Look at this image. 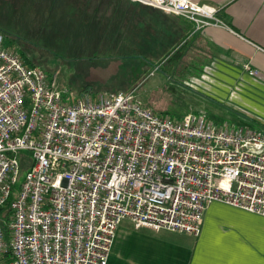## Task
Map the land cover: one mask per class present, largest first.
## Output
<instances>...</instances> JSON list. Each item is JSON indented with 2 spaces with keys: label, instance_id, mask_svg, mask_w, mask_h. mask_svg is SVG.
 <instances>
[{
  "label": "built area",
  "instance_id": "built-area-1",
  "mask_svg": "<svg viewBox=\"0 0 264 264\" xmlns=\"http://www.w3.org/2000/svg\"><path fill=\"white\" fill-rule=\"evenodd\" d=\"M131 1L216 21L191 0ZM65 96L0 35V264H108L124 220L198 236L215 201L264 217V130L159 116L135 90ZM21 152L32 162L6 217Z\"/></svg>",
  "mask_w": 264,
  "mask_h": 264
},
{
  "label": "crops",
  "instance_id": "crops-1",
  "mask_svg": "<svg viewBox=\"0 0 264 264\" xmlns=\"http://www.w3.org/2000/svg\"><path fill=\"white\" fill-rule=\"evenodd\" d=\"M191 1L216 21L197 29L189 19L131 0H48V17L70 13L73 25L85 26L95 19L92 25L124 35L125 49L139 45L142 57L188 66L175 69L182 81L210 82L211 98L220 96L264 129V0ZM108 264H264V217L215 201L198 236L137 229L127 219Z\"/></svg>",
  "mask_w": 264,
  "mask_h": 264
},
{
  "label": "rangeland",
  "instance_id": "rangeland-1",
  "mask_svg": "<svg viewBox=\"0 0 264 264\" xmlns=\"http://www.w3.org/2000/svg\"><path fill=\"white\" fill-rule=\"evenodd\" d=\"M69 15L59 12L48 17V0H0V35L28 64L66 88L65 101L83 93L116 95L135 90L145 107L159 116L181 119L202 110L219 125L260 128L249 116L238 115L222 103L220 96L211 98L210 82L182 81L175 69L186 71L188 66L177 68L142 57L139 45L125 49L124 35L92 25L95 19L91 26L73 25ZM31 162V152L19 154L21 174L13 194L20 192Z\"/></svg>",
  "mask_w": 264,
  "mask_h": 264
},
{
  "label": "trees",
  "instance_id": "trees-1",
  "mask_svg": "<svg viewBox=\"0 0 264 264\" xmlns=\"http://www.w3.org/2000/svg\"><path fill=\"white\" fill-rule=\"evenodd\" d=\"M15 194H13L11 197H10V199L8 200V202H7V204H6V206H5V208L2 210V212H3V214H5L6 215V217L9 215V213H10V203H11V201L15 198Z\"/></svg>",
  "mask_w": 264,
  "mask_h": 264
}]
</instances>
